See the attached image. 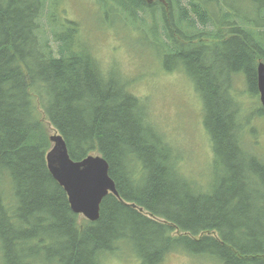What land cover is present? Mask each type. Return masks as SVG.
<instances>
[{"label":"trees","instance_id":"16d2710c","mask_svg":"<svg viewBox=\"0 0 264 264\" xmlns=\"http://www.w3.org/2000/svg\"><path fill=\"white\" fill-rule=\"evenodd\" d=\"M57 5L0 0V264L130 255L161 264L169 253L264 264V154L245 147L232 92L239 75L258 95L264 0H104L106 13L147 28L192 81L211 141L205 189L185 176L147 101L102 71ZM48 125L73 160L99 154L108 163L118 196L102 199L94 221L71 210L47 168Z\"/></svg>","mask_w":264,"mask_h":264},{"label":"rangeland","instance_id":"374dc122","mask_svg":"<svg viewBox=\"0 0 264 264\" xmlns=\"http://www.w3.org/2000/svg\"><path fill=\"white\" fill-rule=\"evenodd\" d=\"M240 5L246 10V2ZM106 11L104 0H58L57 5V14L78 23L80 41L89 48L102 71L126 79L129 89L147 101L152 123L164 132L172 147L181 152L185 176L205 189L211 179V141L203 125L202 101L192 81L179 69H174V59H165L163 50L152 45L147 28L139 31L128 20H120ZM42 23L45 30L47 23ZM233 80L232 92L239 105L245 147L261 156L264 154V112H255L260 105L259 94L250 95L241 76L236 75ZM48 132L49 135L54 132L50 125ZM102 264L140 263L130 255L106 256ZM161 264L221 262L208 257L198 259L169 253Z\"/></svg>","mask_w":264,"mask_h":264},{"label":"water","instance_id":"95a60500","mask_svg":"<svg viewBox=\"0 0 264 264\" xmlns=\"http://www.w3.org/2000/svg\"><path fill=\"white\" fill-rule=\"evenodd\" d=\"M257 90L264 109V62L257 64ZM52 143L45 160L54 180L66 192L71 210L90 221L99 216L102 199L112 193L118 196L115 183L108 173V163L99 154H91L81 160H73L61 134L49 135Z\"/></svg>","mask_w":264,"mask_h":264},{"label":"flooded vegetation","instance_id":"af4514ba","mask_svg":"<svg viewBox=\"0 0 264 264\" xmlns=\"http://www.w3.org/2000/svg\"><path fill=\"white\" fill-rule=\"evenodd\" d=\"M174 63H176V61L174 60Z\"/></svg>","mask_w":264,"mask_h":264}]
</instances>
